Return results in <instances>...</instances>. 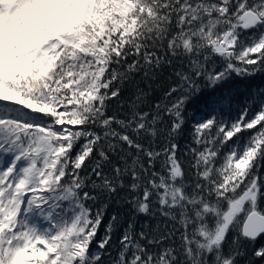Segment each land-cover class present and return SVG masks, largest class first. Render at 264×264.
<instances>
[{
    "label": "trees",
    "instance_id": "trees-1",
    "mask_svg": "<svg viewBox=\"0 0 264 264\" xmlns=\"http://www.w3.org/2000/svg\"><path fill=\"white\" fill-rule=\"evenodd\" d=\"M5 2L0 264H264V0Z\"/></svg>",
    "mask_w": 264,
    "mask_h": 264
},
{
    "label": "water",
    "instance_id": "water-1",
    "mask_svg": "<svg viewBox=\"0 0 264 264\" xmlns=\"http://www.w3.org/2000/svg\"><path fill=\"white\" fill-rule=\"evenodd\" d=\"M244 28L246 30L254 29L261 18L253 11H247L243 15ZM264 235V215L255 211L249 214L243 226V236L249 240H257Z\"/></svg>",
    "mask_w": 264,
    "mask_h": 264
},
{
    "label": "rangeland",
    "instance_id": "rangeland-1",
    "mask_svg": "<svg viewBox=\"0 0 264 264\" xmlns=\"http://www.w3.org/2000/svg\"><path fill=\"white\" fill-rule=\"evenodd\" d=\"M0 4L3 5L4 7V10L8 7H7V3L5 2V0H0ZM14 7H11L9 9H13ZM32 12V11H31ZM34 17H38V14L37 12L34 11V13H32ZM3 15V11L0 9V31H1V22L5 21V17H2ZM33 23H29L27 27H29L30 29H34L36 30V28H33ZM9 27H12L11 25H8ZM33 32V31H32ZM237 40H238V35L235 31H230L227 33L226 37H225V40L221 43H219L216 47L219 49V50H227V49H231V48H234L236 43H237ZM40 56V55H39ZM38 56V57H39ZM11 99V98H10ZM14 100H19L17 97H14L13 98ZM21 101V103H23V105H27L28 107L31 108L32 104L30 102H27L26 99H22V100H19ZM38 110H41L42 108L41 107H38L37 108ZM234 213H230V215H228V219L226 220V223H228L231 218L233 217ZM51 249L52 246L46 244V248ZM44 253V251H42Z\"/></svg>",
    "mask_w": 264,
    "mask_h": 264
}]
</instances>
